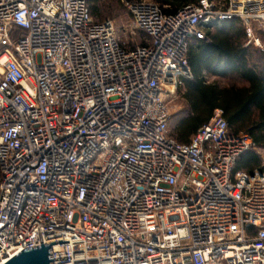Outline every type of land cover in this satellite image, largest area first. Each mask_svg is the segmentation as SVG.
Returning a JSON list of instances; mask_svg holds the SVG:
<instances>
[{
    "label": "built area",
    "instance_id": "built-area-1",
    "mask_svg": "<svg viewBox=\"0 0 264 264\" xmlns=\"http://www.w3.org/2000/svg\"><path fill=\"white\" fill-rule=\"evenodd\" d=\"M126 50L87 0H0V264L50 242L53 264H264V173L216 109L188 143L166 94L189 77L188 40L264 0H198L164 14L126 2Z\"/></svg>",
    "mask_w": 264,
    "mask_h": 264
},
{
    "label": "trees",
    "instance_id": "trees-1",
    "mask_svg": "<svg viewBox=\"0 0 264 264\" xmlns=\"http://www.w3.org/2000/svg\"><path fill=\"white\" fill-rule=\"evenodd\" d=\"M97 1L87 0V5L94 21L102 22L96 19ZM138 1L141 0H125ZM146 1L156 4L164 14L198 3V0ZM253 25L256 35L264 41V22L258 28L255 22ZM200 30L204 38L188 40L186 58L190 76L181 77L176 87L185 110L171 128L170 115L167 134L179 143H188L219 109L228 124V133H245L253 143V147L238 158L234 170L264 173L260 155L264 151V50L243 45L245 31L238 18L212 21L200 26ZM138 32L147 40L142 31ZM120 43L126 50L135 47L121 40ZM146 44L147 41L138 45Z\"/></svg>",
    "mask_w": 264,
    "mask_h": 264
},
{
    "label": "rangeland",
    "instance_id": "rangeland-1",
    "mask_svg": "<svg viewBox=\"0 0 264 264\" xmlns=\"http://www.w3.org/2000/svg\"><path fill=\"white\" fill-rule=\"evenodd\" d=\"M125 0H99L95 5L96 19L99 21L109 20L115 26L117 37L122 42H128V46H136L145 43L147 40L140 32L130 33L127 29L130 22V15L126 8ZM263 22L255 21V27H261ZM254 26V25H253ZM166 104L171 115L170 128L173 126L177 118L185 110V103L177 94L176 89L173 93H167L165 96ZM264 159V153L261 152Z\"/></svg>",
    "mask_w": 264,
    "mask_h": 264
},
{
    "label": "water",
    "instance_id": "water-1",
    "mask_svg": "<svg viewBox=\"0 0 264 264\" xmlns=\"http://www.w3.org/2000/svg\"><path fill=\"white\" fill-rule=\"evenodd\" d=\"M3 264H53L51 244L23 248Z\"/></svg>",
    "mask_w": 264,
    "mask_h": 264
},
{
    "label": "crops",
    "instance_id": "crops-1",
    "mask_svg": "<svg viewBox=\"0 0 264 264\" xmlns=\"http://www.w3.org/2000/svg\"><path fill=\"white\" fill-rule=\"evenodd\" d=\"M244 45V44H243ZM263 153H264V151H263ZM263 161H264V159H263Z\"/></svg>",
    "mask_w": 264,
    "mask_h": 264
}]
</instances>
